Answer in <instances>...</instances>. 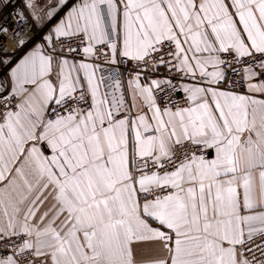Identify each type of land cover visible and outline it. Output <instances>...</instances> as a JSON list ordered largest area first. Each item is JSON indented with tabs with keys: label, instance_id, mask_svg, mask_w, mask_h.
<instances>
[{
	"label": "snow or ice",
	"instance_id": "1",
	"mask_svg": "<svg viewBox=\"0 0 264 264\" xmlns=\"http://www.w3.org/2000/svg\"><path fill=\"white\" fill-rule=\"evenodd\" d=\"M0 264H264V0H0Z\"/></svg>",
	"mask_w": 264,
	"mask_h": 264
},
{
	"label": "built area",
	"instance_id": "2",
	"mask_svg": "<svg viewBox=\"0 0 264 264\" xmlns=\"http://www.w3.org/2000/svg\"><path fill=\"white\" fill-rule=\"evenodd\" d=\"M10 10H11V6H10V8H9V9H6L5 11H3V12H0V22H2V21H3L4 17H6V16H7V13H8V11H10Z\"/></svg>",
	"mask_w": 264,
	"mask_h": 264
}]
</instances>
